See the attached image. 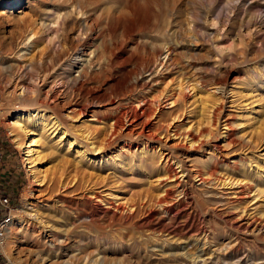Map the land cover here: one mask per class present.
<instances>
[{
  "label": "rangeland",
  "instance_id": "374dc122",
  "mask_svg": "<svg viewBox=\"0 0 264 264\" xmlns=\"http://www.w3.org/2000/svg\"><path fill=\"white\" fill-rule=\"evenodd\" d=\"M84 21L93 26V32L79 52L86 53L94 39L107 40L110 36L112 43L107 51L111 64L101 63L102 67L97 66L93 77L85 82L78 78L83 84L71 105L84 104L88 111L77 121L66 120V125L100 127L94 122L97 117L103 120L106 115L112 116L118 105L143 101L164 107L161 121L166 123L172 116L165 104L174 95L188 94L187 86H191L196 88L197 97L203 98L216 88L220 93L216 92L214 98H219L216 103L223 107L219 131L223 121H228L234 138L241 144L226 149L229 155L225 158L237 163L241 170L245 168L237 175L231 170L226 173L222 166L219 173L231 181L247 175L254 183L257 181L262 193L257 191L255 200L231 204L235 199L229 187H221L216 181L201 185L185 172L181 186L171 185L170 189L172 203L191 202L180 216L191 212L187 223L192 229L158 234L155 224L141 226L146 219L141 214L125 227L103 229L97 224L81 223L79 218L89 209L82 197L83 190L71 192L57 186L38 198V193L29 192L28 168L22 151L12 143L6 124L37 106L29 101L12 102L10 86L13 81L18 82L14 76L19 68L40 66L63 49L85 41L87 34L81 26ZM171 34L177 45L173 44ZM144 38L154 40L153 49ZM163 44L170 47L171 54L165 61L166 67L158 68L160 74L152 84L147 82L145 72L163 57ZM0 65L7 67L0 69V172L9 171L10 181L17 188L12 194L13 205L8 202L6 207L0 206V221L10 217L1 230L0 264H189L193 260L204 264H264V229H259L264 221V203L259 200L264 197V0H0ZM39 74L38 84H45L46 89L60 77L52 70L49 76L45 72ZM54 99H49L52 106ZM56 104L59 114L70 107L64 105L61 109L63 104ZM174 107L180 111L183 108L179 103ZM186 109L192 110L194 122L204 120L198 117V103ZM37 111L46 116L45 123L50 127V112L43 108ZM258 130L262 135L257 134ZM220 137L218 134L216 141ZM51 138L50 135L45 148L42 142L36 146L43 152L39 167L57 174L61 173L64 161L73 163L74 155L64 158L66 144H59L58 137ZM115 151H105L89 163L84 160L82 169L91 177L89 186L95 192L110 191L137 198V192L138 196L148 191L145 172H155L140 166L138 155L120 154L114 161ZM215 155L210 148L205 153L189 154L187 159L182 157V162L188 170L204 171ZM141 158L149 162L147 157ZM56 176L59 178V174ZM183 188L188 193L186 198L181 195ZM150 193L154 195L156 191ZM256 202L262 205L258 208ZM151 209L147 212L152 213V218L170 222V216L162 209ZM241 209L246 214L239 219ZM179 221L170 224L177 227ZM248 222L252 225L242 229V224ZM196 227L200 234H196ZM203 232L208 235L206 240Z\"/></svg>",
  "mask_w": 264,
  "mask_h": 264
},
{
  "label": "bare ground",
  "instance_id": "6f19581e",
  "mask_svg": "<svg viewBox=\"0 0 264 264\" xmlns=\"http://www.w3.org/2000/svg\"><path fill=\"white\" fill-rule=\"evenodd\" d=\"M108 25L109 24H107V26ZM81 26L82 30L87 34V39L85 41L78 42L74 48L69 47L66 50L63 49L54 57L44 60L40 66L30 67L29 69L19 68V73L17 72L18 74L14 76V80L18 82H11L12 84L10 87H12L13 90L10 93V98L12 102L19 101L18 103L20 104L29 101L32 105L37 106L38 109L40 108L41 110L43 108L50 112L48 116V120L51 122L50 127H47L48 123H45L46 116L37 111V108L30 112L19 113L6 124L9 136L12 138V143L22 151L23 161L27 166L26 168H28L27 177L30 187L29 192L31 194L38 193V196H36V198H38L40 195H43L44 192H53L57 186H63V188L71 192L83 190L82 192L85 194L82 197H84L86 203L89 204V209L85 212L86 214L84 217L80 216L81 219L79 218V221L81 223L97 224L103 229H111L115 226L125 227L133 221L136 215L141 214L146 218L145 221L140 223L142 227L155 224V233L171 234L175 232H186L188 229H192L190 228L192 225L188 227L187 223L189 220L188 218L192 215L191 212L185 213L184 217L180 216L184 209L190 208L191 202L185 203V200H176L172 203L173 192L170 189L171 185L177 187L181 186L180 179L185 172L187 173L185 175H192L201 185H207L209 182L216 181L221 187H229L232 191V198L235 199L233 202L230 201L231 204L236 203L240 205L242 201L245 200L246 202L247 200L253 201L258 197V192L262 193L261 190L257 188L258 182L256 181L255 184L253 180H251L252 178L249 179L248 175L241 180L231 178L233 180L231 181L228 177H224L226 176L225 174H222V172L219 173V171L223 170L221 169L222 166H224L226 173L231 170L237 172V175H240L245 168L241 170L237 163L230 162L226 159V156L229 154H226L227 152L225 153V150L230 148L234 149L241 146V144L234 138L233 128L228 121H223V129L221 133L219 131L220 123H222L221 119L223 118V107L221 104L216 103L219 98H214L217 97L215 95L217 94L216 92L220 93L216 88L212 91L210 90L211 93L200 98V96L197 97L196 95L197 92H195V87L187 86L188 94L180 96L179 93L174 95L170 102H164L166 103L165 106H167L169 114L172 116L170 121L166 123H162L161 121V117L165 112L164 107L161 108L159 105L143 101L137 105L125 103L117 107L115 106L116 108L113 109L112 116L108 117V115H106L103 120L97 117V120L94 121L96 124H99L100 127H92L95 125L91 126L89 124L83 127H78L73 124L74 127L66 125V120L77 121L78 118L86 116L88 108L84 106V104H78V102H74L71 105V101L77 98V91L82 87L83 82L93 77L94 69L97 66L101 63L108 66L110 63L109 51H107V48L112 43V38L110 36L107 40H105L107 37L104 39L102 37L94 39L93 42L86 47V53L79 52L91 38L93 32V26L88 25L87 22H82ZM100 32L102 33L101 30ZM170 37L174 42L173 44L177 45L173 34H171ZM144 42L153 49L154 40L145 39ZM162 47L163 53L161 56L163 57L145 72L148 74L146 78L147 82L152 84L157 81L160 74L158 68L166 67L165 61L171 54L169 46L163 44ZM65 58L66 60L63 61ZM1 66L2 65H0L1 71L7 68ZM62 67H64V69H62ZM9 68H11V65ZM38 70L40 71L38 72ZM51 70L57 72L60 77L54 83L49 84L50 86L48 85L46 89L45 84L41 86L38 84V80L40 81L39 73L45 72L49 76ZM78 78H83L84 81L79 82L77 81ZM42 81H44V78ZM21 82L27 83V86L20 85ZM54 97L56 98L53 102L55 105L52 106L49 99H53ZM210 98L215 100L213 101ZM189 99L193 100L188 102ZM59 102L63 104L61 105V109H63L64 105H70V107H66L67 109L61 112V114L56 112V105H58L56 103ZM178 103L183 107L181 111L174 107ZM194 103H198V108H200L197 112L198 117H202L204 120L202 119V121L194 122L195 116H192V110L187 111L186 108H191ZM203 111H205L206 115H204ZM184 120L187 121L184 122ZM177 122L184 123L180 125ZM218 134H220L221 137L219 141H216ZM257 134L262 135V132L258 130ZM50 135L52 138L58 137L57 142L59 144H66L67 153L64 155V158L71 153L74 155L72 164L65 161L63 162L61 173H57L59 174V178H57V174H49L47 170L39 167L43 160V152L38 150L36 146L39 142H42V148H45ZM210 148H213V151L216 152L217 155L214 156L215 158L213 157V160H211L212 163L207 170L201 171L194 168L188 170L187 167H185V164L182 162V157L183 159L184 157L187 159L189 158V154L205 153ZM110 149L116 150L114 153L117 155H113L115 156L114 161L117 160L116 157L120 154L125 155V153H128L133 156L138 155L140 157V166H145L152 173L155 172L154 175L145 172L148 191L138 196L137 192V194H134L137 198L133 196L126 198L123 197L121 193L109 191L107 194H103L104 192H95L92 189L93 186H89L91 184V177L84 173V168L82 169L85 165L84 160L89 163L91 159L101 157L105 151ZM210 153L211 152H207L208 155H212ZM144 156L147 157L148 163L142 161L141 157L144 158ZM173 165H175L177 169H180V171H176ZM256 168H258V166ZM221 175H223L222 178L220 177ZM150 190L156 191V193L153 195L150 193ZM160 190L162 191L159 192ZM181 191V195L186 198L188 196L187 191L184 188ZM255 193L257 194L255 195ZM259 200L264 203V197ZM258 204L259 203L256 202L254 205L259 208L262 204ZM152 206L159 207L165 215L167 214L170 216V222L163 223L159 221L160 218H152V213L147 212ZM240 213L241 214L238 216L239 219H241L243 214H246L243 209L240 210ZM177 219H180V221L177 222L179 225L177 227L172 226L170 223L173 221L176 222ZM250 224L249 222L242 224L245 226L242 229L247 230V228L252 225ZM242 229H240V231ZM259 229H264V221ZM195 230L196 234L201 233L200 229L197 227ZM202 234L204 238L202 239L206 240L208 235L205 232ZM200 263L193 260L189 264ZM201 264H204V261Z\"/></svg>",
  "mask_w": 264,
  "mask_h": 264
},
{
  "label": "crops",
  "instance_id": "0c3cea01",
  "mask_svg": "<svg viewBox=\"0 0 264 264\" xmlns=\"http://www.w3.org/2000/svg\"><path fill=\"white\" fill-rule=\"evenodd\" d=\"M10 179L11 176L9 177V171H6L5 169L4 171L0 172V199L6 198L9 202L8 204L12 206L14 202V198L12 194H14V191L17 188H16V184H13L10 181Z\"/></svg>",
  "mask_w": 264,
  "mask_h": 264
},
{
  "label": "built area",
  "instance_id": "2783aa9c",
  "mask_svg": "<svg viewBox=\"0 0 264 264\" xmlns=\"http://www.w3.org/2000/svg\"><path fill=\"white\" fill-rule=\"evenodd\" d=\"M7 203H8V200L6 198H1L0 199V206L2 207H6L7 206ZM9 216V215H8ZM7 217H4L1 221H0V236H1V230L2 228L4 227V224L9 220V218Z\"/></svg>",
  "mask_w": 264,
  "mask_h": 264
},
{
  "label": "trees",
  "instance_id": "16d2710c",
  "mask_svg": "<svg viewBox=\"0 0 264 264\" xmlns=\"http://www.w3.org/2000/svg\"><path fill=\"white\" fill-rule=\"evenodd\" d=\"M2 216V215H1Z\"/></svg>",
  "mask_w": 264,
  "mask_h": 264
}]
</instances>
